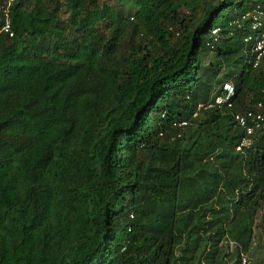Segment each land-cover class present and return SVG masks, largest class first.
<instances>
[{
	"label": "trees",
	"instance_id": "1",
	"mask_svg": "<svg viewBox=\"0 0 264 264\" xmlns=\"http://www.w3.org/2000/svg\"><path fill=\"white\" fill-rule=\"evenodd\" d=\"M259 2L13 3L0 264H241L264 212V129L238 150L235 118L264 105L242 19ZM226 82L232 107H207Z\"/></svg>",
	"mask_w": 264,
	"mask_h": 264
},
{
	"label": "built area",
	"instance_id": "2",
	"mask_svg": "<svg viewBox=\"0 0 264 264\" xmlns=\"http://www.w3.org/2000/svg\"><path fill=\"white\" fill-rule=\"evenodd\" d=\"M16 0H5L3 6L4 19L0 21V34L14 35L12 29L11 20L9 17L11 7ZM242 19L249 20L250 33L246 35L244 40L246 42H252L253 48V66L258 67L264 59V2L257 3L255 7L247 10ZM215 32V30H214ZM233 95V87L230 84L224 85V91L215 97L214 101H211L207 106L218 107H232L231 96ZM202 106V105H201ZM264 105L262 102L257 104L256 109L247 110L243 114H236L235 118L239 126L244 129V135L242 136L240 143L237 145V149L243 150L245 147H250L253 143V135L258 131L264 129ZM227 246L230 250L235 247L234 241L227 242ZM241 264H251L249 255L246 252L240 254Z\"/></svg>",
	"mask_w": 264,
	"mask_h": 264
},
{
	"label": "rangeland",
	"instance_id": "3",
	"mask_svg": "<svg viewBox=\"0 0 264 264\" xmlns=\"http://www.w3.org/2000/svg\"><path fill=\"white\" fill-rule=\"evenodd\" d=\"M232 68V71L237 72L241 67L240 65H235ZM248 254L251 257L252 264H264V212L262 211L256 217L254 240Z\"/></svg>",
	"mask_w": 264,
	"mask_h": 264
},
{
	"label": "clouds",
	"instance_id": "4",
	"mask_svg": "<svg viewBox=\"0 0 264 264\" xmlns=\"http://www.w3.org/2000/svg\"><path fill=\"white\" fill-rule=\"evenodd\" d=\"M225 84H230V85L233 87V85H232L230 82H226ZM225 84H224V85H225ZM223 91H224V86H223ZM233 93H234V89H233ZM221 94H222V93H221ZM218 95H219V94H218ZM215 97H216V96H215ZM231 97H232V96H231ZM214 99H215V98H214ZM214 99H213V101H214ZM210 102H211V101H210ZM210 102H209V103H210ZM209 103H208V104H209ZM208 104H207V105H208ZM207 107H208V106H207ZM223 107H224V106H223ZM240 140H241V139H240ZM239 143H240V142H239ZM239 143H238V144H239ZM238 150H240V149H238ZM228 241H230V240H227L226 243H227ZM234 243H235V242H234ZM234 248H235V247H234ZM228 249H229V248H228ZM229 250H230V249H229ZM233 250H234V249H233ZM233 250H230V251H233ZM246 253H247V252H246ZM247 254H248V253H247ZM248 255H249V254H248ZM249 258H250V256H249ZM250 262H251V264H252L251 258H250Z\"/></svg>",
	"mask_w": 264,
	"mask_h": 264
}]
</instances>
